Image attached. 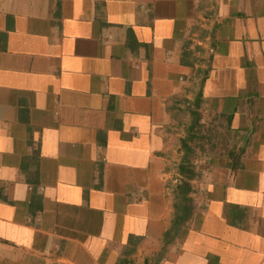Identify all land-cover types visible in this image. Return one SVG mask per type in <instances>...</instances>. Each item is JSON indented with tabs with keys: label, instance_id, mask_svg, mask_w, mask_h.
<instances>
[{
	"label": "crops",
	"instance_id": "1",
	"mask_svg": "<svg viewBox=\"0 0 264 264\" xmlns=\"http://www.w3.org/2000/svg\"><path fill=\"white\" fill-rule=\"evenodd\" d=\"M195 60L232 145L165 243ZM146 262L264 264V0H0V264Z\"/></svg>",
	"mask_w": 264,
	"mask_h": 264
},
{
	"label": "rangeland",
	"instance_id": "2",
	"mask_svg": "<svg viewBox=\"0 0 264 264\" xmlns=\"http://www.w3.org/2000/svg\"><path fill=\"white\" fill-rule=\"evenodd\" d=\"M194 75L192 79V86L190 87L194 94L191 100L181 97L176 100V128L173 132L176 134V141L174 148V156L170 161L171 174L168 179L172 180L177 176V166L181 161L183 152H181L182 140L186 139L190 145L192 152L191 157L194 165L205 166L206 158L210 155L225 150L228 146L232 145V137L222 121L215 119L202 120L200 109L195 105V96L198 92L202 78L204 77L207 63L195 60ZM197 171L201 167L196 168ZM176 184V181H173ZM161 252L159 253V255ZM158 255V256H159Z\"/></svg>",
	"mask_w": 264,
	"mask_h": 264
},
{
	"label": "trees",
	"instance_id": "3",
	"mask_svg": "<svg viewBox=\"0 0 264 264\" xmlns=\"http://www.w3.org/2000/svg\"><path fill=\"white\" fill-rule=\"evenodd\" d=\"M201 101V91L195 98V105L198 107ZM183 155L181 161L177 166L176 176V201L175 217L172 223V227L166 231L164 239L165 243L170 242L179 233L180 228L190 220L192 217L195 204L191 195L193 190L192 181L201 175L200 171H197L194 161L191 157L192 149L186 139L182 140ZM243 150V149H242ZM146 264H148L146 262Z\"/></svg>",
	"mask_w": 264,
	"mask_h": 264
}]
</instances>
